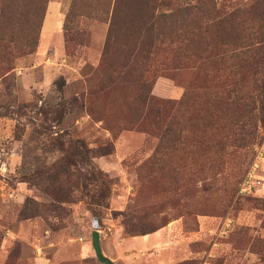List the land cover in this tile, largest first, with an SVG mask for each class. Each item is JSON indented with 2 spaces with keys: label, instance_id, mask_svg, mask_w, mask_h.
Segmentation results:
<instances>
[{
  "label": "rangeland",
  "instance_id": "1",
  "mask_svg": "<svg viewBox=\"0 0 264 264\" xmlns=\"http://www.w3.org/2000/svg\"><path fill=\"white\" fill-rule=\"evenodd\" d=\"M1 7L0 264H264V0Z\"/></svg>",
  "mask_w": 264,
  "mask_h": 264
},
{
  "label": "trees",
  "instance_id": "2",
  "mask_svg": "<svg viewBox=\"0 0 264 264\" xmlns=\"http://www.w3.org/2000/svg\"><path fill=\"white\" fill-rule=\"evenodd\" d=\"M118 3L121 0H115ZM131 3H135L145 9V19L143 17V21L139 27L138 37L136 36V40L134 42L133 50L136 54H145L146 59H151V54L154 47V41H164L167 38H172L171 36H166L164 34L162 27L163 25L168 26H176L181 27V29L185 28V24L191 22L195 25V29H200L204 23V11L206 8V4L209 3L210 0H125ZM158 7L165 8L166 11L158 12ZM101 13H108V4H105V8L99 9ZM4 8H0V18L3 16ZM216 12V9H214ZM144 15V16H145ZM145 20V21H144ZM166 24H162V23ZM160 27V29H159ZM179 36V35H178ZM176 37L179 39V37ZM150 42V48L142 49V45L144 40ZM244 39L235 38L232 43H240L243 42ZM168 56L171 53L167 50ZM135 57L136 55L133 54ZM199 61L203 60L202 58H198ZM144 71L141 75H144ZM126 75V73H125ZM93 239L96 250L98 254L100 253L99 247V233L97 231L93 232Z\"/></svg>",
  "mask_w": 264,
  "mask_h": 264
},
{
  "label": "crops",
  "instance_id": "3",
  "mask_svg": "<svg viewBox=\"0 0 264 264\" xmlns=\"http://www.w3.org/2000/svg\"><path fill=\"white\" fill-rule=\"evenodd\" d=\"M92 236H93V233H92ZM92 239H93V238H92ZM157 240H158V239H157ZM92 241H93V247H94V249H95V251H96V255L99 257V259H100L101 261H103V262L108 263V264H114L109 258H107V257H105V256L103 255L101 249H100V253L98 254V252H97V250H96V247H95V244H94V239H93ZM99 247H100V245H99ZM227 248H230V245H228ZM102 257H103L104 259H106V260H103Z\"/></svg>",
  "mask_w": 264,
  "mask_h": 264
},
{
  "label": "built area",
  "instance_id": "4",
  "mask_svg": "<svg viewBox=\"0 0 264 264\" xmlns=\"http://www.w3.org/2000/svg\"><path fill=\"white\" fill-rule=\"evenodd\" d=\"M254 165H256V164H254ZM252 174H253V169L250 170V172H249L248 175H247V178L251 177ZM246 180H247V179H246ZM225 225H226V226H229L228 224H225Z\"/></svg>",
  "mask_w": 264,
  "mask_h": 264
},
{
  "label": "water",
  "instance_id": "5",
  "mask_svg": "<svg viewBox=\"0 0 264 264\" xmlns=\"http://www.w3.org/2000/svg\"><path fill=\"white\" fill-rule=\"evenodd\" d=\"M102 259H103V260H106V259H104L103 257H102Z\"/></svg>",
  "mask_w": 264,
  "mask_h": 264
}]
</instances>
